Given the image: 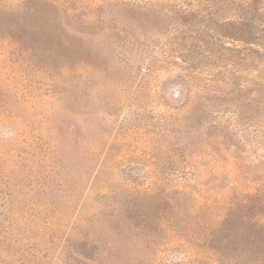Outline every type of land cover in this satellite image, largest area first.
<instances>
[{
  "label": "rangeland",
  "instance_id": "374dc122",
  "mask_svg": "<svg viewBox=\"0 0 264 264\" xmlns=\"http://www.w3.org/2000/svg\"><path fill=\"white\" fill-rule=\"evenodd\" d=\"M0 264H264V0H0Z\"/></svg>",
  "mask_w": 264,
  "mask_h": 264
}]
</instances>
